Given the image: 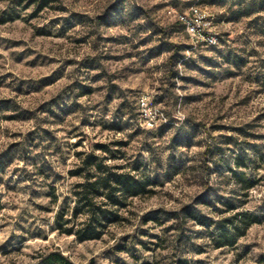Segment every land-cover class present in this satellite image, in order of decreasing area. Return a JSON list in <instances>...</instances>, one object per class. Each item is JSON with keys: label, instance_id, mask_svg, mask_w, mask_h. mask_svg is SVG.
I'll use <instances>...</instances> for the list:
<instances>
[{"label": "rangeland", "instance_id": "1", "mask_svg": "<svg viewBox=\"0 0 264 264\" xmlns=\"http://www.w3.org/2000/svg\"><path fill=\"white\" fill-rule=\"evenodd\" d=\"M28 2L0 0V264L53 249L79 263L264 264V0ZM195 3L221 45L193 47L179 15ZM92 152L152 184L82 241L55 219ZM235 170L256 182L247 194ZM247 210L259 221L219 247L216 222Z\"/></svg>", "mask_w": 264, "mask_h": 264}, {"label": "trees", "instance_id": "2", "mask_svg": "<svg viewBox=\"0 0 264 264\" xmlns=\"http://www.w3.org/2000/svg\"><path fill=\"white\" fill-rule=\"evenodd\" d=\"M19 1L23 3V0ZM54 1L56 0H29L26 7L35 5L34 13L38 14ZM14 18L15 16H9L2 20V23ZM181 24L186 31L184 24L182 22ZM222 43L220 40L218 45ZM234 166L238 169L247 166L242 155L236 156ZM71 173L81 178L74 186L75 201L72 206L60 207L56 214L55 227L61 233L75 235L82 241L102 238L112 225L123 220L122 210L128 205L129 199L149 192L152 184L150 180L141 178L133 172L119 170L96 152L85 154L79 166L71 170ZM234 173L236 183L242 192L247 194L256 185L244 170H235ZM189 213L193 215L192 211ZM258 221L259 216L249 210L235 211L220 218L216 222L218 246H234ZM35 259L34 264H96L94 259L86 263L75 262L59 249L41 251ZM181 263L188 264L187 259Z\"/></svg>", "mask_w": 264, "mask_h": 264}, {"label": "built area", "instance_id": "3", "mask_svg": "<svg viewBox=\"0 0 264 264\" xmlns=\"http://www.w3.org/2000/svg\"><path fill=\"white\" fill-rule=\"evenodd\" d=\"M175 10H171L172 13ZM213 16L201 4H193L187 12L181 13L179 18L184 24L191 38L193 47L200 44L216 46L220 43L218 33L215 31Z\"/></svg>", "mask_w": 264, "mask_h": 264}]
</instances>
